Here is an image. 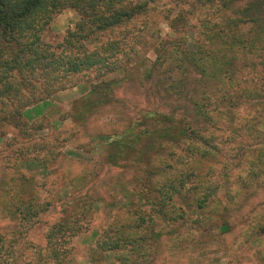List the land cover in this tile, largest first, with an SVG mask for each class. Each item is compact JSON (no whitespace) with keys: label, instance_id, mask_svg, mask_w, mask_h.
I'll list each match as a JSON object with an SVG mask.
<instances>
[{"label":"trees","instance_id":"obj_1","mask_svg":"<svg viewBox=\"0 0 264 264\" xmlns=\"http://www.w3.org/2000/svg\"><path fill=\"white\" fill-rule=\"evenodd\" d=\"M161 2L181 9L165 17L169 32L156 34L150 24ZM64 10L77 14L74 28L56 45L45 42ZM147 47L151 60L140 56ZM133 73L152 105L101 137L100 162L133 175L117 186L121 201L104 204L110 221L93 233L88 264H106L109 255L117 264H151L162 239L181 251L200 234L232 231L235 212L264 178V0H0V123L23 139L43 128L24 113L54 94L80 87L68 120L81 124L119 104L115 92ZM55 142L19 148L0 181V215L15 225L7 249L0 236L1 264H79L70 241L89 228L101 198L62 204L69 210L47 227L45 253L25 257L17 243L53 206L18 158L47 168ZM253 225L244 243L264 235V213Z\"/></svg>","mask_w":264,"mask_h":264},{"label":"rangeland","instance_id":"obj_2","mask_svg":"<svg viewBox=\"0 0 264 264\" xmlns=\"http://www.w3.org/2000/svg\"><path fill=\"white\" fill-rule=\"evenodd\" d=\"M179 9L181 7L173 2L158 3L156 16L152 18L150 24L151 32L168 33L165 17ZM77 20L78 16L74 11H62L46 29L43 40L56 45L62 41L68 30L74 28ZM192 21L196 23V19ZM131 32L136 37L142 36L137 29ZM140 56L151 60L153 58L151 48L142 50ZM143 92L137 75L133 73L131 79L123 81L115 92V97L122 104L101 109L81 124L68 120L73 101L81 96L80 87L58 92L45 103L24 113L22 118L24 121L29 124L39 123L43 127L25 139L12 125L0 123V181L7 177V168L15 163V151L19 148L39 142L42 138L51 143L57 140L54 150L58 154L56 159L46 166L47 168L34 167L18 158L17 167L27 177L33 179L34 190L41 197L47 195L53 204L44 217V222L17 241L20 242L18 247H24L25 257H31L35 252L45 253L44 235L47 227L58 219L61 210H69L62 204L74 201L78 195L88 194L103 199V202H94L89 228L70 241L78 263L88 264L87 251L96 241L93 233L102 231L110 221L111 212L104 204L111 203L115 198L121 201L120 197L115 195L118 191L117 186L127 183L133 175L131 172L108 167L100 162L103 154L101 137L110 136L121 129L126 119L133 117L139 109L151 107L152 102L146 101ZM45 152L46 150L40 152L39 156H43ZM30 157H33V154ZM230 179L232 181L233 177ZM16 185L17 183L13 186ZM251 191L248 200L235 212L236 218L233 220L235 226L229 234L219 235L214 230L200 234L196 236L189 249L181 251L171 250L170 241L162 239L158 254L151 264H264V247L259 244L264 241V235L246 243L242 235L243 232L251 230L253 224L257 223L264 213V178L260 179ZM242 215L246 217L245 220H241ZM14 228V223L0 215V236H3V241L6 242L5 249L11 245L7 241H11V232ZM5 259V256L2 257L0 262L3 263ZM105 263L117 264L111 255L106 257Z\"/></svg>","mask_w":264,"mask_h":264},{"label":"clouds","instance_id":"obj_3","mask_svg":"<svg viewBox=\"0 0 264 264\" xmlns=\"http://www.w3.org/2000/svg\"><path fill=\"white\" fill-rule=\"evenodd\" d=\"M261 247H264V241L259 242Z\"/></svg>","mask_w":264,"mask_h":264}]
</instances>
